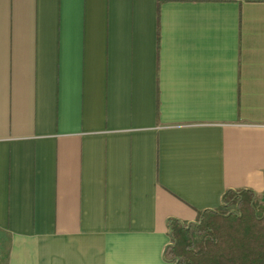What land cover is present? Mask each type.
<instances>
[{
	"label": "crops",
	"instance_id": "obj_1",
	"mask_svg": "<svg viewBox=\"0 0 264 264\" xmlns=\"http://www.w3.org/2000/svg\"><path fill=\"white\" fill-rule=\"evenodd\" d=\"M229 190L264 202V0H0V264H175Z\"/></svg>",
	"mask_w": 264,
	"mask_h": 264
},
{
	"label": "trees",
	"instance_id": "obj_2",
	"mask_svg": "<svg viewBox=\"0 0 264 264\" xmlns=\"http://www.w3.org/2000/svg\"><path fill=\"white\" fill-rule=\"evenodd\" d=\"M236 205V212H224ZM176 264H264V204L252 191H226L222 206L199 212L195 223L169 222Z\"/></svg>",
	"mask_w": 264,
	"mask_h": 264
},
{
	"label": "rangeland",
	"instance_id": "obj_3",
	"mask_svg": "<svg viewBox=\"0 0 264 264\" xmlns=\"http://www.w3.org/2000/svg\"><path fill=\"white\" fill-rule=\"evenodd\" d=\"M257 198H259V200L261 201V203H263L264 204V202L261 200V198L259 197V196H257ZM223 211L224 212H228V211H230V214L231 213H235L237 210H236V205H232L230 208H228V209H225V208H223ZM173 243V242H172ZM172 245V244H171ZM174 263V262H173ZM176 264V263H175Z\"/></svg>",
	"mask_w": 264,
	"mask_h": 264
}]
</instances>
